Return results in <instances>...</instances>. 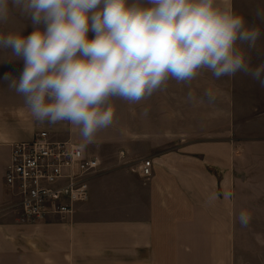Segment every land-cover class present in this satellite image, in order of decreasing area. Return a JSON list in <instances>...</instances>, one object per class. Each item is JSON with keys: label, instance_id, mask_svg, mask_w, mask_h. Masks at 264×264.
Segmentation results:
<instances>
[{"label": "crops", "instance_id": "obj_1", "mask_svg": "<svg viewBox=\"0 0 264 264\" xmlns=\"http://www.w3.org/2000/svg\"><path fill=\"white\" fill-rule=\"evenodd\" d=\"M219 3L260 28L247 54L253 67L264 62V23L255 15L264 0ZM32 30L15 9L0 23L4 34ZM22 67L10 51H0V264H264V153L236 152L237 144L263 142L247 140L261 135L251 123L264 125V93L251 87L257 81L204 71L189 85L170 80L137 104L113 99L112 125L85 142L66 122L34 119L4 79ZM42 131L82 146L101 168L74 215L27 222L5 175L12 146ZM145 160L152 161L149 179L139 174Z\"/></svg>", "mask_w": 264, "mask_h": 264}, {"label": "clouds", "instance_id": "obj_2", "mask_svg": "<svg viewBox=\"0 0 264 264\" xmlns=\"http://www.w3.org/2000/svg\"><path fill=\"white\" fill-rule=\"evenodd\" d=\"M12 9L33 30L0 33V51L23 62L18 76L5 73L8 87L35 120L66 122L85 142L112 125L113 99L137 104L170 80L243 73L264 88V62L247 54L260 28L219 0H0V23ZM255 15L264 23V8Z\"/></svg>", "mask_w": 264, "mask_h": 264}, {"label": "built area", "instance_id": "obj_3", "mask_svg": "<svg viewBox=\"0 0 264 264\" xmlns=\"http://www.w3.org/2000/svg\"><path fill=\"white\" fill-rule=\"evenodd\" d=\"M101 168L96 157L73 142L56 141L46 131L12 146L5 185L17 201L21 219L46 221L75 214L90 197V179ZM139 174L149 179L152 161L140 165Z\"/></svg>", "mask_w": 264, "mask_h": 264}, {"label": "rangeland", "instance_id": "obj_4", "mask_svg": "<svg viewBox=\"0 0 264 264\" xmlns=\"http://www.w3.org/2000/svg\"><path fill=\"white\" fill-rule=\"evenodd\" d=\"M242 75V74H240ZM243 79L242 80H237V86L239 87V89H242L243 85ZM252 84V88H261V92L264 93V88H262L259 83H251ZM240 92V91H238ZM251 126H254L255 128H253L254 130L252 132H257L259 131L261 133L260 135V138L259 137H250V138H247L248 141H252V140H255V139H260L261 141H263L260 145H257L256 147H253L254 145H247V144H237L236 145V152H241V153H244V152H252L254 151V149H257V151H260L262 153H264V137H261L263 134H264V125L262 126L260 124V126L258 127L257 125V122L252 124L251 123ZM254 148V149H253ZM261 168L262 170H264V163L261 164Z\"/></svg>", "mask_w": 264, "mask_h": 264}]
</instances>
